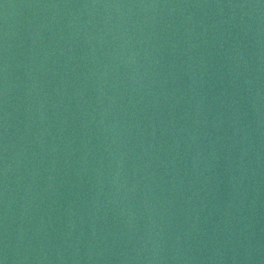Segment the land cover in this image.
Here are the masks:
<instances>
[{
    "label": "water",
    "instance_id": "95a60500",
    "mask_svg": "<svg viewBox=\"0 0 264 264\" xmlns=\"http://www.w3.org/2000/svg\"><path fill=\"white\" fill-rule=\"evenodd\" d=\"M0 264H264V0H0Z\"/></svg>",
    "mask_w": 264,
    "mask_h": 264
}]
</instances>
